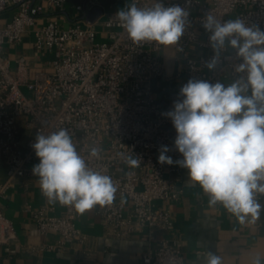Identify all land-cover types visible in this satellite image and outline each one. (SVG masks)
Wrapping results in <instances>:
<instances>
[{
  "label": "built area",
  "instance_id": "1",
  "mask_svg": "<svg viewBox=\"0 0 264 264\" xmlns=\"http://www.w3.org/2000/svg\"><path fill=\"white\" fill-rule=\"evenodd\" d=\"M67 1L0 0V16H4L0 23V162L6 166V179L0 183V244L16 237L13 222L3 214L8 188L19 178L36 179L39 184L32 171L39 163L32 147L36 135L63 128L87 168L110 176L117 187L110 206L94 207L105 233L125 239L146 229L144 238L155 243L142 253V264H184L178 239H155L156 230L172 228L170 211L157 203L178 199L183 192L180 166L158 162L161 146L170 149L166 155L174 162L183 159L175 148L177 133L172 120L165 115L182 99L180 91L156 99L151 86L154 78L165 74L157 56L162 45L133 43L116 17L118 11L85 22L80 16L94 5L92 0L76 2L78 16L67 26L57 18L35 25L43 6L62 9ZM135 2L146 7L156 0ZM161 2L165 7L180 5L189 13L184 36L173 45L188 81L232 83L246 75L236 71L240 60L231 48L221 51L215 69L206 67L214 52L210 33L203 27L204 17L210 12L221 22L240 18L264 29V0ZM99 26L104 37L99 36ZM26 33L32 35L35 51L52 54L49 68L35 71L31 80L30 59L23 55L11 59L4 51L6 45L21 44ZM192 46L199 50L195 55L189 51ZM24 87H29L28 95ZM93 148L99 149L98 156L90 154ZM129 156L140 159L138 167L128 166ZM262 197L258 194L261 203ZM56 204L63 208L62 213L56 214L53 205L33 209L25 204L39 233L56 235L54 242L42 243L35 253H63L85 241L76 224L80 214L74 207Z\"/></svg>",
  "mask_w": 264,
  "mask_h": 264
},
{
  "label": "clouds",
  "instance_id": "2",
  "mask_svg": "<svg viewBox=\"0 0 264 264\" xmlns=\"http://www.w3.org/2000/svg\"><path fill=\"white\" fill-rule=\"evenodd\" d=\"M188 16L184 7H165L161 0L146 7L133 0L116 14L133 43L162 46L181 41ZM203 27L214 52L206 67L215 69L221 51L231 48L240 60L236 71L246 75L228 85L195 79L184 84L182 99L165 113L176 130L174 144L183 159L174 162L166 155L170 149L161 146L158 162L188 169L190 182L202 189L210 205H222L241 224L254 223L264 212L257 198L264 196V29L240 18L221 22L210 12ZM32 147L39 158L32 171L49 203L84 214L115 200L117 187L111 177L87 168L68 130L37 134ZM90 154L98 156L99 149ZM126 163L135 168L140 159L129 156ZM207 264H223V258L208 252ZM254 264L264 261L257 257Z\"/></svg>",
  "mask_w": 264,
  "mask_h": 264
},
{
  "label": "crops",
  "instance_id": "3",
  "mask_svg": "<svg viewBox=\"0 0 264 264\" xmlns=\"http://www.w3.org/2000/svg\"><path fill=\"white\" fill-rule=\"evenodd\" d=\"M92 1V7L100 6L102 9L99 19L108 12L119 11L129 4V0ZM66 9V4L62 9L43 6L41 13L36 17L35 25L40 26L50 19L57 18L63 26H67L75 19L77 13H68ZM32 42V35L26 33L21 44L8 45V50H4L8 56L23 55L30 59V80L35 71L48 69L51 59L49 52L35 51ZM189 51L195 55L199 50L192 46ZM157 56L164 65L165 74L154 78L151 86L154 97L162 99L167 92L180 91L188 79L183 73V60L178 57L174 46H162ZM223 83L230 84L229 81ZM180 168L182 194L178 199L157 203L170 211L172 228L156 230L155 239L162 236L178 239L184 254V264H207L208 252L221 256L223 264H254L257 257L264 261V212L254 223H239L222 205H210L209 198L202 189L190 182L188 169L181 166ZM5 179L6 166L0 162V183ZM26 203L33 209L53 205L56 214L63 211L62 207L49 203L42 195L36 179L19 178L14 181L3 200V214L13 222L16 237L6 244H0V264H142V253L155 243L144 238L146 229L125 239L108 236L100 216L92 208L80 214L76 221L85 238L83 244H73L63 253H35L34 249L42 243L54 242L56 235L39 233L30 212L25 209Z\"/></svg>",
  "mask_w": 264,
  "mask_h": 264
},
{
  "label": "rangeland",
  "instance_id": "4",
  "mask_svg": "<svg viewBox=\"0 0 264 264\" xmlns=\"http://www.w3.org/2000/svg\"><path fill=\"white\" fill-rule=\"evenodd\" d=\"M82 2L83 0H68L67 1V3H66V6H67V11L66 12H68V13H71V14H74V13H78L76 10H75V4H76V2ZM202 1H206L207 2V0H202ZM88 6H86V8H87ZM91 9V8H90ZM3 17L4 16H0V23H3L4 22V19H3ZM86 22V21H85ZM85 22H82L81 24L83 25V26H85ZM97 29L100 31V33H99V36L101 37H104L105 36V34L104 33H101V30H103V29H101V27L99 26V27H97ZM8 45H6L5 47H4V50H8V47H7ZM11 59H14L15 57H13V55L11 54V56H9ZM49 57L50 58H52V54H49ZM23 92L25 93V94H29V88L28 87H24L23 89Z\"/></svg>",
  "mask_w": 264,
  "mask_h": 264
},
{
  "label": "water",
  "instance_id": "5",
  "mask_svg": "<svg viewBox=\"0 0 264 264\" xmlns=\"http://www.w3.org/2000/svg\"><path fill=\"white\" fill-rule=\"evenodd\" d=\"M102 14V9L100 6H94L91 9H85L80 18L84 21H86L87 23H92L94 22L96 19H98Z\"/></svg>",
  "mask_w": 264,
  "mask_h": 264
}]
</instances>
